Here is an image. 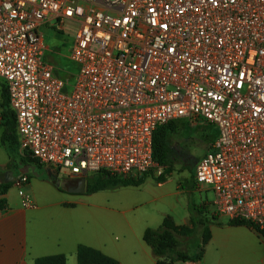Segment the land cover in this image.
I'll list each match as a JSON object with an SVG mask.
<instances>
[{
	"label": "built area",
	"instance_id": "obj_1",
	"mask_svg": "<svg viewBox=\"0 0 264 264\" xmlns=\"http://www.w3.org/2000/svg\"><path fill=\"white\" fill-rule=\"evenodd\" d=\"M69 21L74 84L44 59L42 27ZM0 79L19 152L69 178L161 176L158 126L216 125L195 178L264 234V0H0Z\"/></svg>",
	"mask_w": 264,
	"mask_h": 264
},
{
	"label": "crops",
	"instance_id": "obj_2",
	"mask_svg": "<svg viewBox=\"0 0 264 264\" xmlns=\"http://www.w3.org/2000/svg\"><path fill=\"white\" fill-rule=\"evenodd\" d=\"M69 24L74 23L69 21L65 26ZM45 27L51 28L45 25L42 30ZM5 84L0 79V102ZM3 128L0 115V138ZM8 162L0 140V169L4 171L0 182L5 181L7 170L20 174L8 168ZM46 169L36 168L39 177L30 172L22 187L15 181L0 195L5 200L0 206V264H35L38 257L59 253L66 254L67 264H79V245L96 248L119 264H157L143 235L147 228L160 227L170 216L158 210V203L167 195L168 179L145 182V194L129 186L78 194L51 181ZM21 190L31 194L30 206L23 205ZM210 229L212 237L204 258L175 264H264V239L253 227L217 221Z\"/></svg>",
	"mask_w": 264,
	"mask_h": 264
},
{
	"label": "trees",
	"instance_id": "obj_3",
	"mask_svg": "<svg viewBox=\"0 0 264 264\" xmlns=\"http://www.w3.org/2000/svg\"><path fill=\"white\" fill-rule=\"evenodd\" d=\"M0 107L3 131L1 134V144L9 156L7 167L15 172L27 164H35L37 169L52 168L43 165L30 155H23L19 152V138L17 132V121L15 112L9 107L8 88L3 87L2 100ZM200 129L203 132V141L209 148L218 136L216 125L205 121L202 126H194L186 119L170 120L156 128L153 133V156L157 163L164 167V173L161 176L154 177L158 182H164L173 171L176 162L195 165L189 163L186 154V148L182 146V139H189L191 134ZM53 169V168H52ZM55 171V169H53ZM57 171V170H56ZM4 171L0 169V178L3 179ZM152 174L148 172L142 176H118L106 171H99L89 174L86 177L85 194H93L102 190L117 189L127 186H140L146 177ZM27 175L31 176L29 172ZM48 177V175H47ZM56 183V180L49 178ZM13 182H0V195H4ZM5 204V200L0 198V206ZM212 222L199 219L193 222V225H177L171 216L165 217L158 228H147L143 239L151 247L153 254L157 258V264H175L178 262L201 261L205 255V249L209 243L212 232L210 224ZM227 224L233 226L247 225L253 227L258 233L257 227L252 222L243 219H229ZM199 234L197 249L194 253L189 252L182 243L180 237L190 238L191 240ZM264 239V234L259 233ZM77 260L79 264H119V261L107 256L102 251L86 245H79L77 248ZM35 264H67L66 254L59 253L49 256L38 257Z\"/></svg>",
	"mask_w": 264,
	"mask_h": 264
},
{
	"label": "rangeland",
	"instance_id": "obj_4",
	"mask_svg": "<svg viewBox=\"0 0 264 264\" xmlns=\"http://www.w3.org/2000/svg\"><path fill=\"white\" fill-rule=\"evenodd\" d=\"M76 25H68L66 28L57 30L54 28H43L45 43L48 46L46 59L55 67V73L74 84L79 65L71 59V50L74 45V29ZM3 108L0 109V113ZM204 121L192 123L194 126H202ZM182 146L186 148L189 163L201 159L210 149L203 141V132L196 129L189 139H182ZM173 171L167 177V191L164 201L158 203V210L167 211L172 218L180 225H193L199 219L216 223L217 221L227 222L226 216L215 214L213 204L215 193L206 184H199L195 178V165L176 162ZM153 174L146 177V181L140 186H129L131 190H142L145 194V182L156 183ZM149 184V183H147ZM199 234L192 240L180 237L182 243L189 252L194 253L197 249Z\"/></svg>",
	"mask_w": 264,
	"mask_h": 264
},
{
	"label": "water",
	"instance_id": "obj_5",
	"mask_svg": "<svg viewBox=\"0 0 264 264\" xmlns=\"http://www.w3.org/2000/svg\"><path fill=\"white\" fill-rule=\"evenodd\" d=\"M36 168L37 167L35 164H27L20 170V174L18 175H15L12 170H7L5 173V182H15L21 177L22 174H27L29 172H32L34 176L39 177L41 174L37 172ZM2 169H5V167L2 166ZM46 172L49 178L56 180V184L58 186L63 185L64 179L58 173H55L52 168H47ZM76 182L78 183V185L76 187L69 188L68 191L78 194H84L86 192L87 184L86 177H80L76 179Z\"/></svg>",
	"mask_w": 264,
	"mask_h": 264
},
{
	"label": "flooded vegetation",
	"instance_id": "obj_6",
	"mask_svg": "<svg viewBox=\"0 0 264 264\" xmlns=\"http://www.w3.org/2000/svg\"><path fill=\"white\" fill-rule=\"evenodd\" d=\"M55 173L60 174V172L56 171V170H55ZM61 177L64 179V183H63L62 186L67 191H68L69 188L76 187L78 185V183L76 182V179H78V178H69V177H64V176H61ZM65 180H66V182H65Z\"/></svg>",
	"mask_w": 264,
	"mask_h": 264
}]
</instances>
